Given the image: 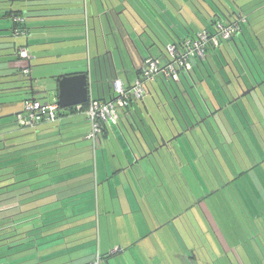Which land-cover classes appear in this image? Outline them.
I'll list each match as a JSON object with an SVG mask.
<instances>
[{"label": "crops", "instance_id": "crops-1", "mask_svg": "<svg viewBox=\"0 0 264 264\" xmlns=\"http://www.w3.org/2000/svg\"><path fill=\"white\" fill-rule=\"evenodd\" d=\"M154 2L157 5L152 4L151 0H0V212H8V215L13 217V223L23 220L28 215L31 216L30 223H33L36 218L42 216L40 210H51V203L54 202V199L50 200L49 198L54 195L56 196L55 200L65 206V196L68 198L71 195L70 179L75 177L80 180L86 177L71 176L66 173L78 171L80 168L71 167L78 163L81 164L82 160L86 166V158L83 156L87 152V147L94 146L96 148L98 141L101 142V145L103 144V139H110L113 144L110 137L112 135L117 137L120 144L122 143L121 134L115 124L107 125L95 144L92 143V146L79 143L82 142V135L86 139L90 130V122L84 112L69 109V107H60L58 121L44 122L30 128V137L18 136L13 123L16 122V115L21 112L22 104L16 103L22 97L18 99L17 95L26 90L30 95L23 100L34 97L40 101L34 93L30 92V88L22 83L23 69H31L30 80L33 79V75L55 78L56 76L85 72L89 78V99L111 100L114 96L115 79H121L125 86L132 85L141 75L144 62L150 56L158 58L162 65H166L169 62V57L162 44L167 46L174 42L172 37L174 33L179 38L192 39L196 34L194 30L197 31L200 28V26L194 29L192 27L190 32L187 30V26H192L190 20L193 19L195 13L194 10H189L186 5L182 4V7L172 9L160 0H154ZM120 9H122V13L119 12ZM162 9L164 12L161 11ZM17 12L25 18L19 26L24 30V33L20 34L16 33L20 29L17 28L13 20V15ZM167 16L176 25H183L188 34L180 35L174 25L167 21ZM181 18H185L188 24L186 25ZM195 19L197 21L196 17ZM21 48L29 50L30 59L22 58L19 55ZM155 49L160 54L155 52ZM214 55V53L208 52V58L205 61H201V58L198 57L194 69L182 72L179 81L168 80L167 82L165 78L160 77L156 81L148 83L147 94H152L154 98L155 95L160 98L155 86L158 84L161 87L164 84V89H167L166 91L171 95L174 113H178L181 118L180 124H177L173 119V126L172 118L168 116L170 113L166 115L162 112V108H159L166 132L168 131L169 134H166L164 129L162 134L158 135L151 127L155 138H146L144 135L147 127L142 115L146 110L142 103H146V97L134 102L130 107L119 109L120 119L123 118V127L119 122L116 125L123 134V129L131 133L129 137L134 139L135 144L133 145L139 148L138 152L133 149L134 157L138 158L136 162H139V158L141 154H145L144 152H147L145 155L148 157L155 154L160 155L164 149L168 151V156L171 159L173 157L176 173L183 177L185 164L188 167L187 177L188 175L192 176V173L196 174L192 163L195 161L204 162L203 158H207L209 155L199 151L195 143L192 144L193 138L187 143L185 138H189L190 132L195 128L188 127L190 124L189 115L195 113L200 119L205 113L208 115L211 114V111L218 113L230 105L225 99L226 96L230 99L224 87L225 81L222 82L217 73L215 76L221 84L222 90L217 87L218 93H216L211 86L214 79L210 69L214 67L212 59ZM35 60L41 67L33 72L32 67ZM125 60H129L131 64ZM197 82L206 83L207 92H210L208 97L202 93L204 101L195 91V85L199 87ZM213 82L215 84V81ZM150 85H153L154 92ZM189 85L193 88L196 97L190 94ZM51 95L52 102H40L42 104L57 103L55 89ZM182 98L186 100L187 106L183 104ZM216 108L217 110H215ZM64 121L66 125L58 123H64ZM184 128H186L185 131H183ZM66 132L67 134H65ZM140 132L144 138L139 134ZM179 133L182 135L179 136ZM59 134L60 137L53 139V136ZM172 134H175L174 136L177 138L172 139V137L170 141L169 138ZM180 137L183 141L179 139ZM165 141L169 142L166 146L162 145ZM128 142L131 143L129 140ZM155 145H157L156 149ZM58 147H62V149L56 152L55 148ZM55 154L58 156L55 157ZM74 155L76 156L72 160ZM131 155L124 151V156L128 161L133 160H130L133 157ZM83 169H85L83 172L86 173L87 169ZM78 172L81 173V171ZM52 178L58 179L57 183H62L65 180L68 182L59 183L61 185L56 187H49L48 182L40 183V180ZM28 191L31 192V197L27 195ZM34 195L36 197L33 198ZM28 197L31 199L29 200ZM28 203H30L29 207ZM211 222L213 227L219 226L218 222L224 227L230 225L229 221L225 219H212ZM20 223L23 224L24 221ZM67 224L69 225L70 222L64 223L62 226L66 227ZM29 225L25 224L26 227ZM64 227L63 231H65ZM205 240L209 244L222 242L225 247L224 244L229 241V237L208 234ZM196 241L197 236L193 234L182 235L179 241H174V243H179L182 250V253H178L181 264H230L227 262V253H222V251H209L208 253L189 251L188 249H192L196 245ZM183 244L186 247L184 250ZM226 246L229 248L227 244ZM221 253L222 259H219L223 262H219L218 259ZM232 253L228 251V254L234 259ZM239 256L241 260L238 263L234 259L235 264H247L244 252H240ZM248 264L250 263L248 262Z\"/></svg>", "mask_w": 264, "mask_h": 264}, {"label": "rangeland", "instance_id": "rangeland-1", "mask_svg": "<svg viewBox=\"0 0 264 264\" xmlns=\"http://www.w3.org/2000/svg\"><path fill=\"white\" fill-rule=\"evenodd\" d=\"M165 1L172 9L175 8L172 2L175 4H178V2L181 3V0ZM235 1L243 5L244 13L249 14V20L243 24L244 32L251 46L255 48L256 55L263 61L264 66V59L262 58V51H264V5L262 4L264 2H260L261 0ZM151 3L157 5L154 0H151ZM161 11L164 12L163 9ZM119 12L122 13V9ZM166 19L171 25H174L180 35L184 36L188 34V31L183 25H176L169 16ZM182 20H184L186 25L188 24L185 18ZM190 23L192 25L190 26L191 28L198 27L199 23L202 25L198 20V24L196 23L195 16L190 20ZM251 33H253V36ZM241 37L244 36L241 35ZM254 37L258 40L260 48ZM237 41L241 46V50L236 44L234 45L235 50L230 49V52L228 49L223 48V61L216 59L218 65L214 64V69L211 68L210 73L214 79L213 81H215V84L213 81L211 82V86L216 93H218V88L222 90V87L214 72H217L222 82L225 80L228 81V83H224V87L230 99L227 96L225 99L231 105L224 107V113L233 121V128L237 132V134L233 135V138L236 135L237 137L234 138L235 140L233 139L232 147L236 145V148H239V139L244 141V137H247V128L250 127H248L249 121L251 120L248 112L250 108L248 100L253 104L260 102L258 94L263 93L264 85L262 89H258V91L253 90L251 93L243 96V92L247 89L253 86H260L259 84H255L247 87L246 82H248V77L246 74H250V67L245 57L251 62L248 55L250 53V47L247 50L239 37H237ZM162 46L166 48L167 52L168 45L162 44ZM154 51L160 54L158 50L156 51L155 49ZM116 54L118 55L117 52ZM125 61L131 64L129 60ZM231 66L238 77L232 72ZM250 66L255 72L258 70L261 74L263 73L262 70L264 69L260 66L256 67L257 70L253 63H250ZM38 67L40 68L41 65L35 60L32 71L35 72V69H38ZM261 74H258V79L262 76ZM32 78L30 80V77L22 74V83L26 84L24 86L32 84L34 95L40 101L52 102L53 98L51 93L57 87L54 78L48 76L40 77L39 75H33ZM166 80L168 82V79ZM193 84H195L194 81ZM197 84L199 87L195 85V91L204 101L203 95L208 97L210 93L207 92L208 87L206 83L202 84L201 82H197ZM163 86L164 84L161 87L158 84L155 86L160 98L153 94L155 95L154 98L152 94H147L146 91V103H142L146 110L144 115H142V119L145 120L144 122L147 127L144 133L146 138H155L151 127L158 135H161L164 129L166 132L165 123L162 119L163 116H161L162 114L159 110L160 107L164 114L168 115L170 113L168 116L172 118L173 126V119L177 124H180L179 121L181 118L178 113H174L173 103L170 98L171 95ZM150 87L152 92H154L153 85H150ZM188 90L194 97V90L190 85ZM29 95L30 93L26 90L17 95L18 99L22 97L16 103L22 104L21 111L24 105L23 99ZM182 100L183 104L186 105V100L184 98ZM183 111L185 110L183 109ZM203 118H206V116ZM203 118L201 117L200 120ZM215 119L219 121V116L208 122L215 123ZM118 122L123 127V118L119 119ZM58 123L66 125L65 121L64 123ZM13 126L16 128L18 136H31L30 128H21L16 122L13 123ZM115 126L121 134V144L117 137L112 135L110 137L113 140V144L110 142V139H103L102 145L98 141L96 148L94 146L92 148H86L87 152L83 157H90L89 163L92 167V173L85 174L83 172L85 170L83 169L85 168L82 162L83 160H80L81 164L78 163L71 167L80 168L78 171H81V173L78 171L66 173V175L71 176L88 177L86 180L82 178V181L80 179L77 182L82 183V185L72 188L70 197L67 198L65 196V206L55 200V195L52 196L49 198L50 200L54 199V202L51 203V210H40L42 216L36 218L33 223H30L31 217H25L23 220H18L16 223H13V217L10 214L8 215V212H0V264H181L178 253H182V250L179 247V243H174V241H179L182 235L186 236L187 233L192 231L184 228L185 225L191 228L190 222L194 224V220L195 222L197 221L195 217L197 211L195 202L201 196V188L199 187L198 180L201 179L203 182V176L205 174L203 171L205 169L201 166V162L195 161L192 164L196 174L192 173V176L188 175L187 177L186 171L188 167L184 164L182 177L181 174L176 173L174 170L173 157L171 159L168 156V151L164 149H162L160 155L155 154L154 156L151 155L148 157L144 152L145 154H141L139 162H136L138 158L136 159L134 157L133 149L138 152L139 148L133 145L135 144L134 139L129 137L131 133L123 129V134L116 124ZM251 126L256 128L254 123ZM139 134L143 137L141 132ZM166 134H169V132L167 131ZM174 135L172 134L169 139ZM126 136L131 142L130 144ZM58 137H60V134L53 136V139ZM81 139L82 142L79 143H83L84 145L91 146L93 143L91 139L83 138V135ZM179 139L182 140L181 137ZM185 139L189 143L190 139ZM135 141L137 142L136 137ZM248 145L249 147L247 145L245 146V152L250 155L249 159L256 164L257 160H260V157L251 154L253 151L256 154L258 153L253 148L254 142H249ZM154 148L156 149L157 145ZM236 148L233 149L234 153ZM59 149H62V147L55 148L56 152L61 151ZM209 150L211 154L207 158H203L204 163L206 166L215 169L217 177L215 179L216 183L224 184L222 178L226 177V174H223V169L226 167L221 163L219 155L216 153L213 154L211 149ZM124 151L132 154L131 156L133 157L130 159H133L132 161H128L124 156ZM56 156L58 155L55 154ZM75 156H72V160ZM242 158L244 160L245 156L242 155ZM85 165H87V162ZM55 167L57 166L55 165ZM261 167L262 165H259L256 170L260 172ZM57 181L59 180L52 178L45 179L43 182H48L49 187H56L64 182H68V180H65L62 183L59 182L61 183L59 184ZM223 191L225 194L227 190L223 188ZM30 193L27 195L30 196ZM32 197L34 198L36 195ZM216 197L218 196L216 195ZM69 200L70 202H68ZM29 204L27 205L28 207L30 206ZM243 212L245 211L243 210L242 214L239 212V214L244 215L240 219H252L249 210L248 212L246 210V213ZM22 221H24L23 224L20 223ZM68 222H70L69 225L71 227H68V224L66 227L62 226ZM25 224L31 225L26 227ZM63 227L65 231L62 230ZM182 248L183 250L186 249L184 244Z\"/></svg>", "mask_w": 264, "mask_h": 264}, {"label": "trees", "instance_id": "trees-1", "mask_svg": "<svg viewBox=\"0 0 264 264\" xmlns=\"http://www.w3.org/2000/svg\"><path fill=\"white\" fill-rule=\"evenodd\" d=\"M160 1L168 6V8H171L165 0ZM260 2H264V0H261ZM172 4L175 5V7L179 8L182 7L183 4L186 5L189 10H194L195 17L202 24L200 25V23H197L200 28L197 31L194 30L196 34L199 30L203 29H206L213 33L216 30L217 23L222 22L224 24H229L236 20L238 15L245 16L246 21L241 23L239 32L230 40H222L219 47L215 48L213 46H209L206 50L205 58L201 59V61L207 60V53L212 52L215 54L212 57V59L214 60L213 63L218 65L216 59H220V61L222 60V55H224L223 48L228 49V51L230 52V49L235 50L234 45L236 44V46L241 50V46L237 41V37H239L242 41L243 46L247 50L250 47V53L248 55L251 62H249L248 59L243 55V57H245L247 61L248 66L250 67V74H246L248 77V82H246L247 87L259 84L260 87H256L254 91L262 89L264 85V70H262L263 73L261 74L256 67L260 66L264 69L263 61H261V59H259V57L256 55L255 48L251 46L249 40L245 35L243 24L247 23V21L249 20V14L244 13L245 11L243 5L238 4L235 0H181V3H179V5L173 2ZM262 5H264V3ZM14 15L18 16L20 14L17 12ZM15 23L17 25V28L20 29V31L24 32V30L19 27L22 22ZM186 28L189 32L191 31V27L187 26ZM251 34L253 36V33ZM241 35H243L244 37H241ZM172 37L174 39V42L177 43L186 40L179 38V36H176L175 33L172 34ZM254 39L258 47L260 48L258 40L255 37ZM263 53L264 51H262V58L264 59ZM250 63L254 64L257 72L253 70V68L250 66ZM232 72L235 74V76H237V73L233 68ZM214 73L217 72L215 71ZM258 74L262 75L259 79ZM225 83H228V81L225 80ZM258 95L260 97V102H255V104H253L250 100H248L250 107L248 109V112L250 114L249 117L251 118L254 125H256V128H253L251 126L253 123L250 122L251 120L249 118L250 121L248 127H250L247 128L246 131L247 137H244V141L239 139L240 143L238 144L240 149L238 147L236 148V145L232 147L233 139L237 137L236 135V137L234 136L233 138V135L237 134V132L235 131V128H233V121L230 120V118L223 112L224 108L218 113H216L215 111H211L210 115L205 113V115H203L202 117L207 116L206 120L200 125L195 126L194 130L191 131L190 135L188 136L190 140H192L193 138L194 141L192 144L195 143L197 149L203 154L210 155L211 152L209 149H211L213 154L216 153L217 155H219V157L221 158V163H223L226 167L223 169L225 172H223V174H226V177H221L224 182V184L222 183V185L218 182L216 183L215 181V179L217 178L215 169L210 168L206 166L204 162H201V166L203 167V169H205V171H203V173L205 174L203 176V182L201 181V179L198 180L199 187L201 188V196L195 202L197 210L195 217L197 221L195 222L194 220V224L190 222L191 228L187 227L186 225L184 227L192 230L190 233H187V235L193 234L197 236V241L195 242L196 245L192 249L188 250L200 251L204 253H208L209 251H222V253H227V262H229L230 264H235L234 259L238 263L240 262V252H244L247 260H242H246L245 262H247V264L248 262L250 264H264V91L262 94L259 93ZM246 98L249 99V97L247 96ZM87 105L88 101L83 104V107L85 108L87 107ZM59 109L61 110L60 107ZM69 109L75 110L76 107H69ZM192 115H189L190 124L188 125V127L192 124H195L196 121L200 120L199 117L195 115V113H193ZM217 116H219V121L215 119V121L213 120L215 123H209L211 119H214ZM105 127L106 126H104L103 129H105ZM185 129L186 128H184L183 131H185ZM249 142H254L253 148L258 152L256 154L253 151L251 154H253V156L260 157V160H257L256 164L253 163L254 161H251L249 159L250 155L245 152V146L247 145L249 147ZM234 148H236L235 153L233 152ZM233 154L234 156H232ZM242 155L245 156L244 160L242 158ZM89 160L90 157L86 158L85 160L87 162V165L84 166L87 169V172L85 174L92 173V167L89 163ZM259 165H262V167L260 168V172L256 170L258 169ZM87 177H85V180L87 179ZM43 181H45V179L40 180V182ZM70 181L72 182L71 188H76L82 185V183H77L79 182V180L76 178L72 177ZM223 188L227 190L225 191V194ZM86 192L88 191L86 190ZM28 193L30 192L28 191ZM216 195L218 197H216ZM243 210L245 211L243 213H246V210L247 212L249 210L252 219H240L242 216H244L241 215ZM239 212L241 214H239ZM27 217L31 216L28 215ZM212 219H225L229 221L230 225L229 227H224L222 226V224H220V222H218L219 226L213 227L211 222ZM208 234L224 235L226 237H229V241L226 242L229 248H227L226 244H224L226 247L225 248L222 242H216L214 244L207 243L205 237ZM228 251L233 252L232 254L234 255V259L233 257H231V255L228 254ZM222 253L221 256L218 257V259L222 257ZM219 262L223 261L220 260Z\"/></svg>", "mask_w": 264, "mask_h": 264}, {"label": "built area", "instance_id": "built-area-1", "mask_svg": "<svg viewBox=\"0 0 264 264\" xmlns=\"http://www.w3.org/2000/svg\"><path fill=\"white\" fill-rule=\"evenodd\" d=\"M13 19L17 23L24 21L20 15H14ZM245 21V16L238 15L232 23H217L213 33L203 29L199 30L192 39L180 43L172 42L167 46L169 62L166 65H162L158 58L150 56L144 62L141 75L132 85L125 86L119 78L114 80V96L111 100L90 98L85 108L83 104L75 105L78 111L86 114L90 122V130L86 138L91 139L95 144L104 126L118 123L119 108L130 107L134 102L144 99L148 83L160 77L179 81L182 72L194 69L198 57L205 58L209 46L216 48L220 46L222 40L232 39L239 32L241 23ZM16 33L24 32L16 31ZM19 55L22 58H31L27 48H21ZM22 72L27 77L31 75L30 68H25ZM59 107L57 103L42 104L37 99H26L23 110L16 115L17 125L21 128H33L44 122H55L58 120Z\"/></svg>", "mask_w": 264, "mask_h": 264}, {"label": "water", "instance_id": "water-1", "mask_svg": "<svg viewBox=\"0 0 264 264\" xmlns=\"http://www.w3.org/2000/svg\"><path fill=\"white\" fill-rule=\"evenodd\" d=\"M55 82L57 83L56 92H57V104L61 108H68L78 104H84L89 99V78L88 74L78 73L73 75H61L56 76ZM30 88V92L33 94L34 89L33 85L28 86ZM257 86H253L243 92V96L251 93L253 90L256 89ZM36 99V98H32ZM210 115V114H209ZM203 118V117H202ZM207 118V116H206ZM206 118L201 119L200 121H196L195 124H192L191 127H195L200 125L202 122L206 120ZM179 136L182 133L178 134ZM177 136H173L172 139H176ZM171 141V139H170ZM168 141H165L162 145H168Z\"/></svg>", "mask_w": 264, "mask_h": 264}]
</instances>
